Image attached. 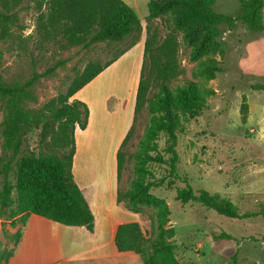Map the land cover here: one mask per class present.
Returning a JSON list of instances; mask_svg holds the SVG:
<instances>
[{
	"label": "trees",
	"instance_id": "obj_1",
	"mask_svg": "<svg viewBox=\"0 0 264 264\" xmlns=\"http://www.w3.org/2000/svg\"><path fill=\"white\" fill-rule=\"evenodd\" d=\"M21 0H0V39L10 34L17 21L16 7ZM216 0H150L145 22V38L139 68L132 122L115 153L117 182L127 159L133 160V177L129 186L121 190L117 185V200L133 212L141 205L154 208L155 221L147 235L139 222H124L117 226L114 241L118 251H134L145 264H179L174 255V244L168 241L174 229L168 225L169 208L164 198L151 193L154 187L174 185L177 178L178 132L182 129L180 116L195 117L205 107V97L213 91L203 82L221 71L219 61L207 57L195 71L200 81L172 82L183 73L178 58V35L190 48L192 59H197L211 48L216 50L220 24L232 26L242 21L248 30H264V0H238L235 15L218 12ZM36 32L43 39H53L63 48H88L99 42H121L131 39L133 45L142 29L135 9L123 0H36ZM165 21L169 30L160 36L155 20ZM127 47V48H129ZM126 48V49H127ZM113 55L104 63L87 61L76 70L64 92L37 107L26 106L35 100L33 87L37 80L64 63L63 60L43 72L33 71L23 82H7L0 75V100L4 103V117L0 133L4 148L0 155V218L19 215L21 224L30 213H35L67 226H85L93 229V212L77 183L71 166L75 153L74 130L87 126L89 109L85 102L71 96L91 81L104 68L125 51ZM213 50V51H214ZM254 89L264 90V83ZM146 111L148 120L137 148L128 153L125 149L131 139L140 114ZM245 119L246 104L241 105ZM38 129V150L27 145L28 134ZM164 137L161 149L159 139ZM168 156L165 157L164 153ZM166 165L167 173L156 177L151 164ZM16 176L15 183L9 174ZM15 191V197H12ZM181 202H197L229 217L237 216V208L219 193L211 194L203 188L193 189L185 182L176 188ZM21 236L15 235L11 249L0 250V264H8ZM230 237L229 235H226Z\"/></svg>",
	"mask_w": 264,
	"mask_h": 264
},
{
	"label": "rangeland",
	"instance_id": "obj_2",
	"mask_svg": "<svg viewBox=\"0 0 264 264\" xmlns=\"http://www.w3.org/2000/svg\"><path fill=\"white\" fill-rule=\"evenodd\" d=\"M123 1L135 9L142 25L137 41L130 47L129 38L121 42H99L88 48H63L58 41L43 39L35 28L36 0H21L16 7L15 25L11 26L8 36L0 39V75L7 82H23L33 71L43 72L64 61L37 80L33 87L36 99L25 102L30 107L40 106L64 92L76 70L87 61L104 63L129 47L76 93V98L86 103L90 116L85 151L80 148L79 151L94 174V186L98 187H105V181L113 174L116 139L123 120L127 129L132 122L134 95L130 93L129 97V92H133L139 78L150 0ZM214 8L235 15L239 2L216 0ZM155 24L160 36L169 30L168 24L159 18ZM219 29L216 50L211 48L197 59L190 57V48L178 35V58L183 73L172 84L200 81L194 73L207 57L217 59L221 71L203 82L213 92L205 97L201 114L189 118L180 116L182 129L176 145L179 160L174 185L154 187L151 193L164 198L168 205V225L173 227L174 235L167 240L175 245L174 255L179 264H264V90L253 88L256 83H264V30L250 31L242 21L232 26L220 24ZM117 99L121 101L114 110L115 115L104 114V108L116 104ZM242 103L246 104L244 120ZM3 117L4 103L0 100V128ZM147 120L148 113L143 111L125 147L128 153L137 148ZM38 131L31 130L27 138L28 147L35 152ZM4 143L0 133V155L7 151ZM159 146L161 149L165 146L163 136ZM132 166L133 160L127 159L117 182L121 190L129 186ZM151 169L156 177L167 173L165 164L153 163ZM113 177L116 180V166ZM9 180L15 183V174L10 173ZM185 182L193 189L203 188L229 199L237 208V216H225L197 202H181L176 188ZM140 213L142 230L154 235L155 232L151 233L154 208L141 205ZM5 215L2 213L0 218V250L14 247L15 235L22 228L19 215L10 218Z\"/></svg>",
	"mask_w": 264,
	"mask_h": 264
},
{
	"label": "crops",
	"instance_id": "obj_3",
	"mask_svg": "<svg viewBox=\"0 0 264 264\" xmlns=\"http://www.w3.org/2000/svg\"><path fill=\"white\" fill-rule=\"evenodd\" d=\"M136 87L134 83L133 92H129V97L132 93L135 98ZM77 91L69 100L77 99ZM120 101L117 99L116 104L108 109L104 108V114L115 115L114 110L118 109ZM89 123L88 115L86 128L75 127V153L71 171L93 212V229L89 231L85 226H67L30 213L26 222L22 224L21 236L8 264H145L138 253L118 251L115 245L117 226L133 221L141 225V213L128 210L122 201L117 200V178L115 180L113 177L115 160L112 163L113 174L105 181V187L94 186L92 180L94 174L88 168L85 156L79 151V148L85 151ZM121 125L115 151L127 130L126 120H123Z\"/></svg>",
	"mask_w": 264,
	"mask_h": 264
}]
</instances>
